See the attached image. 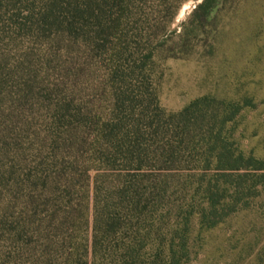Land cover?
<instances>
[{"label": "rangeland", "instance_id": "rangeland-1", "mask_svg": "<svg viewBox=\"0 0 264 264\" xmlns=\"http://www.w3.org/2000/svg\"><path fill=\"white\" fill-rule=\"evenodd\" d=\"M45 1L0 3V264H63L64 240L89 249L94 186L115 172L99 161L109 122L208 96L237 105L234 145L264 161V0L209 14L202 0H107L76 31L45 21ZM188 171L170 201L190 199ZM189 250L186 264H264V190L214 227L194 216Z\"/></svg>", "mask_w": 264, "mask_h": 264}, {"label": "trees", "instance_id": "trees-1", "mask_svg": "<svg viewBox=\"0 0 264 264\" xmlns=\"http://www.w3.org/2000/svg\"><path fill=\"white\" fill-rule=\"evenodd\" d=\"M103 1L46 0L41 16L76 31ZM217 1L195 9L209 14ZM208 100L167 114L154 105L129 124H105L110 133L99 161L114 178L94 186L89 249L64 240L71 250L60 248L63 264H186L194 216L201 228L214 227L264 190V161L246 156L230 133L237 105ZM178 169L189 170L185 186L193 189L182 205L169 199Z\"/></svg>", "mask_w": 264, "mask_h": 264}]
</instances>
